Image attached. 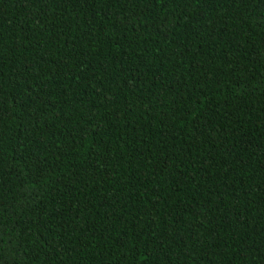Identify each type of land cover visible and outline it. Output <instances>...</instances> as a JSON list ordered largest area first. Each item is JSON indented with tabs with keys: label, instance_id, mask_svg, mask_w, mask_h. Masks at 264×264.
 <instances>
[{
	"label": "trees",
	"instance_id": "1",
	"mask_svg": "<svg viewBox=\"0 0 264 264\" xmlns=\"http://www.w3.org/2000/svg\"><path fill=\"white\" fill-rule=\"evenodd\" d=\"M0 264H264V0H0Z\"/></svg>",
	"mask_w": 264,
	"mask_h": 264
}]
</instances>
